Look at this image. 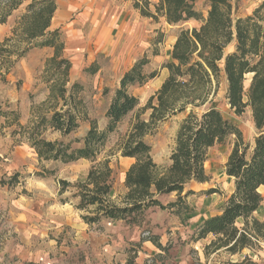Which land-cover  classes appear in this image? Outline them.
Returning <instances> with one entry per match:
<instances>
[{
    "label": "trees",
    "instance_id": "1",
    "mask_svg": "<svg viewBox=\"0 0 264 264\" xmlns=\"http://www.w3.org/2000/svg\"><path fill=\"white\" fill-rule=\"evenodd\" d=\"M24 1L12 0L13 9L19 8ZM134 1L135 8L144 17L155 20L164 17L170 25L195 19L200 21V26L180 29L170 59L163 65L168 74L156 94L143 107L142 112L150 110L148 119L137 113L128 130L118 137L117 152L123 157L136 159L126 171L124 184L127 191L119 203L113 200L115 173L111 158L100 160L99 155L110 136L118 132L120 124L140 105V98L130 92L132 86H142L158 76V71L146 70L150 63L148 55L137 59L121 76L106 109L105 128L100 129L92 120L82 139L83 144L77 147L63 139H48L44 136L48 130H58L63 137H67L79 128L83 103L79 94L83 86L74 82L68 87L72 63L65 54L64 35L61 28L51 29L58 3L56 0H30L17 34L24 45L9 51L10 54L15 53V61H19L30 49L49 47L54 50L47 61L49 76L46 81L50 93L44 102V105L51 103V107L34 112L35 118L27 125L22 124L21 114L15 110L3 111L2 104L0 116L7 120L11 114L14 116L7 128L17 126L13 135H20L22 142L30 144L42 164L45 161L71 164L80 159L93 162L85 179L73 185L61 179L62 187L59 189L63 194L70 186L76 188L75 196L79 197L76 205L85 211L82 218L88 224H102L110 220L137 225L152 206L174 208L179 215H183L185 210L190 212L187 198L197 193L188 184L208 181L205 163L209 149L216 144H226L230 136H235L234 147L224 168L234 180L235 188L221 205L219 214L202 218L193 239L200 240L214 234L216 238L208 247H213L214 251L226 248L232 253L239 252L251 243L252 236L247 231L248 218L261 209L264 200L259 191L264 186V15L261 12L264 2L254 10V14L238 17L240 0H205L209 6L208 16L205 17L196 7L200 0H159L155 11L150 8V0ZM5 21L6 15L0 23ZM233 40L237 48L226 54L225 50ZM10 70L8 64L6 74ZM97 71L98 67L93 72ZM222 71L228 80L227 99L235 114L241 116L248 106L252 108L258 131L253 146L245 143L240 127L216 106L214 97L219 92ZM247 74L254 75L248 93L245 90ZM200 108L205 109L199 112ZM181 113H186V116L180 122L170 163L161 166L152 155V144L146 138L155 133L161 122ZM36 175L41 178L56 177V168L43 166ZM10 177L8 183L4 177L1 178L0 184L18 183L20 173L15 172ZM214 191L206 192L211 194ZM172 193L177 194L176 199L164 205L160 197ZM191 216L183 217L190 219ZM239 219L245 221L242 229L236 224ZM147 232L149 235H145ZM143 235L151 237L149 231H144Z\"/></svg>",
    "mask_w": 264,
    "mask_h": 264
},
{
    "label": "rangeland",
    "instance_id": "2",
    "mask_svg": "<svg viewBox=\"0 0 264 264\" xmlns=\"http://www.w3.org/2000/svg\"><path fill=\"white\" fill-rule=\"evenodd\" d=\"M86 1L84 0L85 4L74 11L73 14L74 18L82 17L83 13L87 17L82 32L86 36L88 46L87 50L84 51V62L82 64L78 65L71 62L70 84L68 85L70 87L74 82H79L83 86V90L79 94L83 102L81 107L82 120L79 128L67 137H60L57 133L55 134L54 131L50 130L46 131L44 136L51 140H56V138L63 139L65 142H71L74 147H77L83 144L82 139L87 134L92 120L97 122L100 129L105 128L107 123L106 109L114 97V92L121 80L120 77L131 68L133 61L148 55L150 63L147 65L146 70L158 71V76L142 86H132L130 92L140 98V105L136 111L128 115L120 124L118 132L110 136L106 144L103 145L102 153L99 155L100 160L105 157L111 158V166L115 173L113 200L119 203L121 197L127 191L124 184L127 172L124 171L125 159L115 148L118 137L121 133L128 130L137 113H141L142 118L148 119L150 110L142 112L143 107L147 104L149 98L156 94L155 92L161 87L168 74V70L163 68V65L170 59V54L174 47L173 44L180 29L198 27L200 26V21L192 19V21L170 25L164 17L160 20L147 16L132 18V11H130L128 16H131V18L125 26H110L112 18L102 16L105 13H100L102 5L99 0H88L87 2H90V5L86 4ZM150 1V8L155 11V6L159 0ZM29 2L30 0H25L19 8L13 9L12 0H0V21L6 15L5 23H0V104H2L3 111L15 110L20 113L23 125L29 124L35 118L34 112L45 111L51 107V103L48 102V104L44 105L45 101L42 100L49 98L50 91L46 81L49 76L47 61L51 58L49 56L54 54L53 49H51L52 51H36L34 48L30 49L26 56L19 61H15V53L10 54V51L24 45L20 42L21 36L17 34L20 33L21 17L26 12ZM263 2L264 0H240L237 16L246 17L254 14V10L261 6ZM196 7L205 17L208 16L209 6L205 0H200ZM261 12L264 15V8ZM96 15H99V17ZM107 19L109 20L107 21ZM68 24L62 25L61 29L67 45L66 57L73 61V56H75L77 50L76 46L72 47L70 45L71 34L69 33ZM161 40L162 42H160ZM236 48V41L233 40L226 48L225 53L234 52ZM155 51L158 52L157 55L154 54ZM49 52L51 53L48 56ZM8 64L11 70L6 74L5 71ZM89 67L90 70H87ZM97 67L98 71L94 73L93 71ZM221 67H224V61L221 62ZM220 76L219 92L214 97L216 106L226 117L232 119L240 127L245 143L253 146L258 131L255 121H253L252 108L248 106L241 116L236 115L227 99L228 80L224 71L221 72ZM252 78V74H247L245 80L247 93ZM247 100L248 96L245 97V101ZM204 109L200 108L198 111L202 112ZM185 116L186 113H181L178 116L164 120L157 127L155 133L146 138L152 144V155L159 165L165 167L170 163V154L177 143L176 136L180 122ZM13 119L14 116L12 114L8 120L0 116V179L4 177L8 183L11 175L15 172L20 173L18 183H11V185L0 184V264H31L23 261L21 256L18 259L17 253L21 251L22 246L28 244L27 240L29 239H26L24 232L18 229V224L25 222L23 209H19L21 207H19L20 204L18 202L25 204L26 208L36 205L35 211L38 213H35L34 210L33 212L28 211L27 221L31 213L33 220L37 221L39 219V206L42 207L44 204L68 202L76 206L79 202V197L75 196L76 188L70 186L62 194L58 190L62 187L60 180L66 179L73 185L75 182L85 179L93 162L91 160L87 163L79 161L72 165H65L61 162L54 164L45 161L42 165L39 164L36 152L30 147V144L26 141L22 142L20 135H13L14 130H17V126L13 125L7 128L8 123L13 121ZM76 140H80V142ZM235 141V136H230L226 144H216L209 149L207 153L208 159L205 163L209 179L205 182L192 181L188 184L189 188H192L197 194L187 198L190 212L185 210L183 215L179 216L181 217V230H174L175 233L168 235L167 239L169 238V240L166 245L169 250L163 251V253H160L161 256L157 257V261L160 264H177V262L188 261L187 258L189 257L193 261L192 264H206L204 262L205 253L215 252L213 247H208L211 244L207 245L208 239H201L198 243L194 242L195 247L205 248L203 254L199 256V249L195 250V248H192V245H194L193 232H188L185 227L186 225L188 227L190 222L192 225L196 224V220L201 217L199 214L214 211L217 207H220L226 201V197L233 192L235 188L234 180L228 177L224 168ZM43 166H47L50 169L56 168L57 176L44 179V177L41 178L36 175ZM213 189H215L214 193L208 194L206 192ZM259 191L264 199V186L260 187ZM176 197L177 194L172 193L167 194L163 199L166 202L167 200H175ZM22 208H24L23 205ZM83 213L85 214V211ZM196 213L198 216L194 217ZM190 214L193 219H184V215ZM168 219L170 222L175 220L174 218ZM39 220H42V218ZM255 221H258V225H255ZM248 222L247 231L251 233V243L239 252L247 249H250V252H247L241 263L229 262L228 259L230 258H226L220 260L219 263L213 260L212 264H264V200L261 209L251 214ZM168 224V222L165 223L166 226ZM236 224L242 229L245 226V221L239 219ZM177 226H179V221ZM171 227V225H168L164 233L172 232L169 230ZM32 244L29 243V245ZM224 251L231 253L227 249ZM248 255L252 256V258ZM144 259L137 261V263L144 264L146 262V264H153L156 257L150 256ZM84 261V264H95L92 257L90 259L84 257ZM99 263L101 262L99 261ZM135 263L134 261L128 262V264ZM116 264L121 263L118 262Z\"/></svg>",
    "mask_w": 264,
    "mask_h": 264
},
{
    "label": "crops",
    "instance_id": "3",
    "mask_svg": "<svg viewBox=\"0 0 264 264\" xmlns=\"http://www.w3.org/2000/svg\"><path fill=\"white\" fill-rule=\"evenodd\" d=\"M56 2L58 3V9L52 18L53 21L51 29L61 28L62 25L69 23V33L71 34L70 45L72 47L76 46L77 50V53L73 56L74 59L73 61L71 60V62L77 63L78 65L82 64L84 62L83 54L84 51L87 50L86 48L88 46L86 36L82 32V28L87 17L83 13L82 17L74 18L73 13L78 10L79 7H82L85 2L84 0H56ZM99 2L102 5L100 13H105L102 16L112 18L110 20V26H125L131 16L135 19L144 17L141 15L140 10L135 8L134 0H99ZM86 4L90 5V2H87ZM130 11L132 12L129 17L128 15L130 14ZM96 16L99 17V15ZM108 20L109 19H107V21ZM51 49L52 48L49 47H37L34 50L52 51ZM66 49L67 45L65 47V50ZM50 53L51 52L48 53V56ZM52 56L53 54L49 57ZM134 62L135 61H133V64ZM47 99L48 98H44L42 101H46ZM54 133H57L60 137L62 136V133L58 130L54 131ZM32 149L34 150V148ZM123 158L125 159L124 171L126 172L130 166L135 163L136 159L130 157ZM79 161L87 163L90 160L80 159ZM76 162L65 165H72ZM39 164H42L40 160ZM163 198L164 196H161L160 201L166 206L171 201H174L167 200L164 202ZM18 203L20 204L19 207H21L19 209H23V216L25 218V222L23 221V223L18 224V229L24 232V237L26 239L29 238L27 240L28 244L26 246H22L21 251L17 253L18 259L22 257L23 261L31 264H84V257H86V259H90L92 257L95 264H116L118 262L121 264H128V262L132 261L136 262L135 264H138L139 262L137 263V261L143 260L144 258L146 259L150 256L154 258L156 257L153 264H160L157 261V257H160V253H163V251L169 250L166 245V242L169 240V238L167 239L168 235L170 236L173 232L175 233L174 230H181L180 215L175 212L174 208L169 207L162 208L161 206H152V208L145 212L144 220L137 225H129L123 221L113 222L110 220H105L102 224H88L82 218L84 211L79 209L77 205L73 206L68 202H58L48 205L44 204L42 205L43 208L39 206V219L42 218V220L38 219L37 221L33 220L32 213L27 221L28 211L33 212L34 210L35 213H38L35 211L36 205H28L29 208H26L25 204L21 202ZM22 205L24 208H22ZM220 210L221 206L217 207L214 211L199 214V216H203V218L211 217L219 214ZM197 216L198 214L196 213L194 217ZM201 217L200 219H202ZM168 218H174L175 220L170 222ZM200 219L196 220V224L194 225L190 222L188 224V227L190 226V228L186 225L185 228H187L188 232H193V235L196 233ZM178 221L180 227L177 226ZM167 222L169 223V226H172L169 229L172 232H169L168 234L164 233V231L167 230L166 227H168V225H165ZM144 231H149L151 237L144 236ZM214 238V234H209L207 237L200 238V240L208 239V245ZM200 240L193 239V244L194 242H200ZM29 243L33 244L29 245ZM192 248H195V250L199 249V256L200 254L202 255L203 250H205V248L195 247V244L192 245ZM224 250H226V248L215 250V252L209 254L205 253L204 262H206V264H212V261L214 260L219 263L220 260L230 258L228 259L229 262L241 263L247 252H250V249L236 253H228ZM248 256L252 258V256ZM190 258L191 257L187 258L188 261L185 260V262H177V264H192L193 261ZM99 261L101 263H99ZM144 264H146V262Z\"/></svg>",
    "mask_w": 264,
    "mask_h": 264
},
{
    "label": "built area",
    "instance_id": "4",
    "mask_svg": "<svg viewBox=\"0 0 264 264\" xmlns=\"http://www.w3.org/2000/svg\"><path fill=\"white\" fill-rule=\"evenodd\" d=\"M145 235H149V233L147 232V233H145Z\"/></svg>",
    "mask_w": 264,
    "mask_h": 264
},
{
    "label": "water",
    "instance_id": "5",
    "mask_svg": "<svg viewBox=\"0 0 264 264\" xmlns=\"http://www.w3.org/2000/svg\"><path fill=\"white\" fill-rule=\"evenodd\" d=\"M253 75V74H252ZM254 76V75H253Z\"/></svg>",
    "mask_w": 264,
    "mask_h": 264
}]
</instances>
